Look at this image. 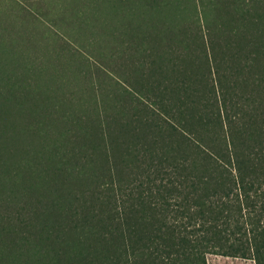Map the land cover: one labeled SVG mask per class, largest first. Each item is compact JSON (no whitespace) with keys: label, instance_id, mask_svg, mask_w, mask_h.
Returning a JSON list of instances; mask_svg holds the SVG:
<instances>
[{"label":"trees","instance_id":"obj_1","mask_svg":"<svg viewBox=\"0 0 264 264\" xmlns=\"http://www.w3.org/2000/svg\"><path fill=\"white\" fill-rule=\"evenodd\" d=\"M137 4L130 22L169 25L142 75L148 100L127 116L66 110L33 76L37 55L1 75L0 264H264V0ZM191 5L201 33L184 23Z\"/></svg>","mask_w":264,"mask_h":264},{"label":"rangeland","instance_id":"obj_2","mask_svg":"<svg viewBox=\"0 0 264 264\" xmlns=\"http://www.w3.org/2000/svg\"><path fill=\"white\" fill-rule=\"evenodd\" d=\"M97 1L0 0V78L1 75L10 76L18 67L16 56L18 59L23 58L24 61L20 62L23 65L26 64L27 55H31V58L37 55L39 58L36 57L35 60L43 66V70L37 69L33 76L39 84L51 86L55 83L60 94L58 98L63 100L65 108L71 105L75 116L88 118L101 106L102 118L110 121L115 117L127 116L139 104L143 107L148 100L144 89L148 85L142 75L151 66L148 62L151 54L149 51L157 37L156 31L169 24L163 22L167 20L152 17V20L134 17L135 20L130 22L129 16L137 7H141V11L145 8L137 4L138 0L126 4V9L117 15L112 11L115 8L121 9L122 6L119 7L115 0L104 1L103 11L107 15L99 16L95 12ZM192 6L190 10L183 11L184 23L189 25V20L194 19L197 22L198 19ZM179 7H185V4H179ZM127 9L130 13L124 14ZM131 23V27L125 28ZM200 26L197 22L195 30L198 33H201ZM190 27L192 31L193 26ZM130 28L132 31L138 28V33L146 38L134 41L128 31ZM15 41L18 47L13 55L9 50L11 46L14 47L12 44ZM162 42L167 44L166 37ZM172 48L179 51L177 55H181L180 52L183 54L181 48ZM7 54L10 56L7 57ZM11 68L13 69L10 70ZM106 72L114 80L107 79L104 76ZM98 75L103 79L99 80ZM37 82L31 81L32 84ZM136 83L142 84V87H137L138 91L134 90L139 95L138 98L132 91L131 95L127 91L133 89L132 85L135 86ZM61 100L56 105L60 106ZM153 105L159 109L158 105ZM207 263L255 264L253 260L219 255H209Z\"/></svg>","mask_w":264,"mask_h":264}]
</instances>
